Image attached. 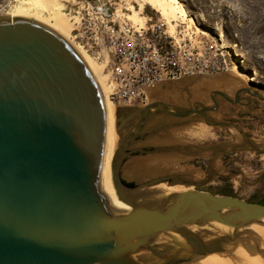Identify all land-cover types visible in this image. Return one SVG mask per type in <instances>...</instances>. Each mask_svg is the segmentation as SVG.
Wrapping results in <instances>:
<instances>
[{"label": "water", "instance_id": "water-1", "mask_svg": "<svg viewBox=\"0 0 264 264\" xmlns=\"http://www.w3.org/2000/svg\"><path fill=\"white\" fill-rule=\"evenodd\" d=\"M239 92L233 101L212 91V107L196 102L175 110L155 100L118 120L111 183L129 208L124 211L100 186L105 113L93 76L51 28L2 15L0 264H198L212 255L229 257L237 248L264 259V241L249 229L264 226V205L203 192L175 176L184 191L160 188L167 176L133 187L121 177L124 160L140 150L132 146L157 111L175 118L198 115L207 126L242 134L235 124L206 116L219 108L215 96L235 104Z\"/></svg>", "mask_w": 264, "mask_h": 264}, {"label": "rangeland", "instance_id": "rangeland-1", "mask_svg": "<svg viewBox=\"0 0 264 264\" xmlns=\"http://www.w3.org/2000/svg\"><path fill=\"white\" fill-rule=\"evenodd\" d=\"M77 1L80 0L60 1V11L68 26L65 12ZM107 1L133 26L150 29L154 24L162 25L172 38L168 40L171 46L160 45L172 50L178 64L198 72V67L201 68L199 73L157 86L152 91V101L187 109L196 102L212 106L209 95L214 90L222 91L232 100L240 91L239 101L235 104L219 98L218 110L209 113L208 118L212 120L210 122L235 124L243 135L232 127L207 126L195 116L184 121L167 119L154 132L155 123L152 121L142 135L146 142L133 145L132 148L140 150L124 160L122 179L140 184L173 171L183 178L181 181L198 185L200 191L215 195L231 193L233 197L248 202H264V153L251 149L245 138L256 148L264 149V0H178L195 26L188 21H179L172 27L146 5L140 13L144 23L136 25L129 21L126 18L130 13L128 5L138 10L140 0ZM16 4L17 0H0V17L11 12ZM46 15L50 16L49 11ZM228 46L232 47V52ZM236 50L255 79L248 81V78L232 72L231 55ZM255 93L259 98L253 95ZM129 110L116 109L115 123L128 115L125 112ZM135 119L133 116L127 120L121 135L128 132ZM181 123L186 127H175ZM198 124L209 129H200ZM171 186L177 185L165 182L159 185L160 188L173 189ZM176 188L184 191L187 187Z\"/></svg>", "mask_w": 264, "mask_h": 264}, {"label": "built area", "instance_id": "built-area-1", "mask_svg": "<svg viewBox=\"0 0 264 264\" xmlns=\"http://www.w3.org/2000/svg\"><path fill=\"white\" fill-rule=\"evenodd\" d=\"M65 13L70 39L100 68L116 109L144 107L157 86L201 71L178 64L160 45L171 46L172 38L162 25L133 26L107 0H80Z\"/></svg>", "mask_w": 264, "mask_h": 264}, {"label": "bare ground", "instance_id": "bare-ground-1", "mask_svg": "<svg viewBox=\"0 0 264 264\" xmlns=\"http://www.w3.org/2000/svg\"><path fill=\"white\" fill-rule=\"evenodd\" d=\"M60 1L62 0H17V4L14 6L13 10L6 14V16L25 17L48 26L70 44L88 68L99 88L105 113V142L100 186L114 207L128 211L129 208L117 200L111 183V161L119 141L117 124L115 123L116 107L108 97V89L105 84V78L101 75L100 68L83 52L80 46L74 44L70 39L69 33L71 27L70 25H67L63 18V13L60 11ZM138 4V10H135L132 5H128L127 10L130 13L126 17L129 21L136 25L138 23L142 24L145 22L140 13L146 5L158 12L160 16L167 21V24L171 25V27L174 26L172 25L173 23L179 21H181L180 23L188 21L190 25L195 26L193 19L187 16L185 8L178 0H140V3L138 2ZM47 11H49L50 16H45ZM228 48L230 49V52H232V47L228 46ZM231 56V64L233 66L232 72L237 73L236 75L240 74L244 78H248V81L250 79H255L251 75L252 73H248L249 68H247L241 61L240 54L237 50L234 51V54ZM198 127L203 130L209 129L203 124H198ZM249 229L259 235L262 241H264V226L252 225ZM262 246H264V242H262ZM198 264H264V259H262L261 256H255L241 248H237L229 257L212 255L201 260Z\"/></svg>", "mask_w": 264, "mask_h": 264}, {"label": "flooded vegetation", "instance_id": "flooded-vegetation-1", "mask_svg": "<svg viewBox=\"0 0 264 264\" xmlns=\"http://www.w3.org/2000/svg\"><path fill=\"white\" fill-rule=\"evenodd\" d=\"M234 97H235V95H234ZM238 97H239V94H238ZM215 98L219 101V98H221V97H219V96H215ZM209 99H210V97H209ZM221 99H223V98H221ZM224 100V99H223ZM232 100V99H231ZM151 101H152V99H151ZM150 101V102H151ZM210 101H211V99H210ZM225 101V100H224ZM233 101H234V98H233ZM212 102V101H211ZM227 102V101H226ZM229 103V102H228ZM168 104V103H167ZM195 104V103H194ZM194 104H191L187 109H191L192 108V106L194 105ZM170 105V104H169ZM212 106H213V103H212ZM212 106H210V107H212ZM219 106H220V101H219ZM198 108H200L199 106H197ZM181 108H177V107H175V110H180ZM130 113V111H126L125 112V114H129ZM215 113V112H214ZM208 114L209 113H206V116H207V118H208ZM193 117V116H192ZM195 117H199L198 115H195ZM190 118V117H189ZM189 118H175V117H173V116H170V115H168V114H166V113H164V112H161V111H157V112H155L154 113V115H153V117H151V119L147 122V124H146V126L148 125V123H150V122H154L155 124H153L155 127H153L152 128V130H153V132H154V130H156L158 127H160V124H161V122H164V121H166L167 119L168 120H177V121H184V120H187V119H189ZM200 118V117H199ZM201 119V118H200ZM208 120H210V118H208ZM210 121H212V120H210ZM213 122H215V121H213ZM215 123H218V122H215ZM223 123V122H222ZM146 126H145V128H146ZM176 128H179V127H186V124H183V123H181V124H177L176 126H175ZM145 128L143 129V131L141 132V134H140V136L138 137V140H137V142L134 144V145H136V144H143V143H145L144 141H143V139H142V135H144L145 133H144V130H145ZM152 132V131H151ZM144 133V134H143ZM150 134V133H149ZM150 137H152V136H150ZM219 152V151H218ZM217 152V153H218ZM160 176H167L168 178H167V180L165 181V183H167V184H169V185H177V186H171L173 189H167V188H162V189H166V190H169V191H177V192H180V190H179V188L177 189L176 187H183L182 185H178V182H177V180L175 179V177H177L179 180H181V179H183V178H181V176L177 173V172H173V171H171V172H166V173H162V174H159V175H157L156 177H160ZM172 176H175V177H172ZM152 178H155V177H152ZM152 178H150V179H152ZM181 178V179H180ZM149 179V180H150ZM124 181V180H123ZM124 182H126V181H124ZM126 183H133V186H135V185H137V183H135V182H126Z\"/></svg>", "mask_w": 264, "mask_h": 264}, {"label": "trees", "instance_id": "trees-1", "mask_svg": "<svg viewBox=\"0 0 264 264\" xmlns=\"http://www.w3.org/2000/svg\"><path fill=\"white\" fill-rule=\"evenodd\" d=\"M127 186H129V187H133V183H126V182H124ZM224 196H232L231 195V193H225V194H223ZM233 197V196H232ZM254 203H258V204H262V205H264V202H254Z\"/></svg>", "mask_w": 264, "mask_h": 264}]
</instances>
